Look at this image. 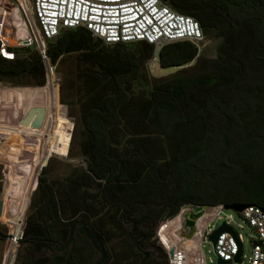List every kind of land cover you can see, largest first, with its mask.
Returning <instances> with one entry per match:
<instances>
[{
  "label": "trees",
  "instance_id": "1",
  "mask_svg": "<svg viewBox=\"0 0 264 264\" xmlns=\"http://www.w3.org/2000/svg\"><path fill=\"white\" fill-rule=\"evenodd\" d=\"M160 1L221 40L200 72L153 78L151 45H105L82 28L46 43L58 102L73 119L67 158L75 151L80 164L57 176L52 160L41 169L15 264H97L82 225L102 244L101 264H167L151 239L182 205L264 210V0ZM4 51L13 57L0 53V84L44 85L36 49ZM155 55L160 68H179L197 48L175 42ZM216 171L229 178L224 193L203 182Z\"/></svg>",
  "mask_w": 264,
  "mask_h": 264
},
{
  "label": "rangeland",
  "instance_id": "2",
  "mask_svg": "<svg viewBox=\"0 0 264 264\" xmlns=\"http://www.w3.org/2000/svg\"><path fill=\"white\" fill-rule=\"evenodd\" d=\"M0 47L1 44L9 50H19L31 47L34 43L35 27L31 19L30 0H1L0 1ZM2 32V33H1ZM221 40L215 38L212 33L204 34L203 40L198 46L197 56L189 64L179 68H160L156 61L150 60L146 64L148 74L153 78H167L174 74L184 73L194 75L205 68V62L216 58V50ZM1 55L11 59L13 55L0 48ZM45 64L46 75L44 85L40 88L30 86L12 87L9 84H0V198L4 202L3 216L0 219V264H15L13 257L17 249L15 239L19 238L23 228L26 210L23 216V224L15 218V212L24 202H27L35 188L36 178L42 168L49 161H53L55 171L52 176L62 174L64 165L77 166L80 159L75 151L71 152L68 159L67 152L70 146L72 135L73 119L69 117L66 107L58 102V86L60 78L54 67ZM51 75L47 78V74ZM53 76V87L45 88L47 80ZM31 107H43L46 110L45 127L54 136L44 133H12L7 130L18 129L16 122L23 117L27 109ZM15 126V127H14ZM28 130V129H27ZM25 163L20 167H27V175L22 178H10L13 166L16 163ZM238 174L240 171L231 169L230 173ZM226 174L216 171L212 179L203 176L206 187L217 188L219 193H224L228 181ZM29 185V186H28ZM28 186V187H27ZM28 196V198H27ZM224 216H229L234 231L240 235L242 241L243 262L249 255V230L240 218L232 211L225 210ZM221 220L212 221L206 230L212 231L219 227ZM177 218L168 221H159L151 239L157 251L169 250L176 247L174 231L177 228ZM12 230V233H11ZM157 232L158 239L155 237ZM10 237V238H9ZM184 249H194L195 242L188 241L180 243ZM163 248V249H162ZM154 250V249H153ZM199 250L202 257V264H216L213 253V246L210 242H200ZM152 251V249H151Z\"/></svg>",
  "mask_w": 264,
  "mask_h": 264
},
{
  "label": "built area",
  "instance_id": "3",
  "mask_svg": "<svg viewBox=\"0 0 264 264\" xmlns=\"http://www.w3.org/2000/svg\"><path fill=\"white\" fill-rule=\"evenodd\" d=\"M30 11L36 51L44 63H47L46 43L55 39L63 29L82 28L105 45L144 42L154 48L153 62L156 61V51L163 45L184 41L198 50L203 40L195 20L172 11L160 0H30ZM0 48L5 49L2 44ZM22 165L25 163L17 162L13 169ZM12 174L10 178H14ZM224 211L222 205H216L209 215L197 221L196 233L191 240L195 242L194 249H184L177 240L176 247L162 248L167 264H202L199 244L208 242L207 237L217 228L210 232L206 228L210 222L218 220H221L220 225L227 226L234 233V237L226 232L217 236L213 246L216 259L226 264H264V210L247 205L235 213L250 233V249L245 263L241 237L234 231L230 217L224 216ZM155 234L158 239L157 232ZM238 245L240 257L236 262ZM170 250L169 258L167 252Z\"/></svg>",
  "mask_w": 264,
  "mask_h": 264
},
{
  "label": "water",
  "instance_id": "4",
  "mask_svg": "<svg viewBox=\"0 0 264 264\" xmlns=\"http://www.w3.org/2000/svg\"><path fill=\"white\" fill-rule=\"evenodd\" d=\"M31 47L36 49V44L32 43ZM0 88L2 87L0 86ZM45 115H46L45 108L31 107L27 109L23 117H21L16 122V125H17L16 127L21 128V129H30L34 131H39L42 127V123L45 118ZM26 173H27L26 166L16 167L13 169L12 176L14 178H22L27 175ZM246 206L247 205L245 204L236 203V204L225 205L222 207L224 210H229L234 213H239ZM2 207H3V202L0 200V215L2 213ZM214 208H215L214 205H209V204H203V205L185 204L179 208L177 213L166 218L165 221H168L175 217L177 218L178 224H177L176 230L174 231V237L177 240V244H180L186 241H191L196 233L195 227H196L197 221L201 219L202 217L209 215L214 210ZM81 231L83 232L87 240L94 243L96 247L98 248L99 254H100V260L97 264H101L105 258L102 244L97 238L92 237L88 234L85 226L82 225ZM224 232L229 233L230 235L234 237V233L227 226L222 224L207 237L208 242H210L212 246H214L217 236ZM15 242L17 243V240ZM171 253H172L171 250L167 252V255L169 258L171 257ZM239 257H240V245H238V252L236 256L234 257V261L239 262ZM216 264H226V263L219 259H216Z\"/></svg>",
  "mask_w": 264,
  "mask_h": 264
},
{
  "label": "crops",
  "instance_id": "5",
  "mask_svg": "<svg viewBox=\"0 0 264 264\" xmlns=\"http://www.w3.org/2000/svg\"><path fill=\"white\" fill-rule=\"evenodd\" d=\"M7 132L9 133V134H14V133H22V132H27V130H21V129H10V130H7ZM29 132H32L33 133V131H29ZM35 133V132H34ZM36 133H39V132H36ZM43 133V132H42ZM45 135H46V133H44ZM29 186V185H28ZM27 186V187H28ZM27 198H28V196H27ZM26 205H27V202H24L23 204H22V206L20 205V207L18 208V212H15V218H16V220L18 221V222H21V226H22V224H23V216H24V212H25V210H26ZM24 225V224H23ZM17 239V238H16ZM16 243V242H15Z\"/></svg>",
  "mask_w": 264,
  "mask_h": 264
},
{
  "label": "bare ground",
  "instance_id": "6",
  "mask_svg": "<svg viewBox=\"0 0 264 264\" xmlns=\"http://www.w3.org/2000/svg\"><path fill=\"white\" fill-rule=\"evenodd\" d=\"M53 85H54V78H53V76H51L50 78H49V80H47V84H46V89L47 88H49V87H53ZM44 122H45V118H44V120H43V123H42V127H41V129L39 130V131H34V130H30V129H21V128H18V129H21V130H27V131H33V132H43V133H46L47 135H49V136H51V137H53L54 136V133H52V132H50L46 127H45V125H44ZM17 126V125H16ZM0 200H1V198H0ZM2 201V200H1ZM3 202V201H2ZM3 208H4V202H3V207H2V213H1V215H0V219L2 218V216H3ZM11 233H12V230H11ZM186 242H188V241H186ZM190 242V241H189ZM185 243V242H184ZM18 244V243H17Z\"/></svg>",
  "mask_w": 264,
  "mask_h": 264
},
{
  "label": "flooded vegetation",
  "instance_id": "7",
  "mask_svg": "<svg viewBox=\"0 0 264 264\" xmlns=\"http://www.w3.org/2000/svg\"><path fill=\"white\" fill-rule=\"evenodd\" d=\"M15 127V126H14ZM40 133V132H39ZM49 136V135H48Z\"/></svg>",
  "mask_w": 264,
  "mask_h": 264
}]
</instances>
